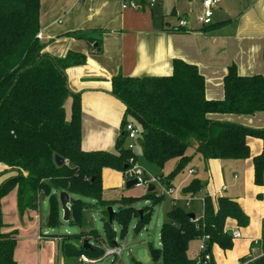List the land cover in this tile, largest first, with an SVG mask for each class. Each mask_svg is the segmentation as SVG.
Wrapping results in <instances>:
<instances>
[{
  "label": "trees",
  "instance_id": "trees-1",
  "mask_svg": "<svg viewBox=\"0 0 264 264\" xmlns=\"http://www.w3.org/2000/svg\"><path fill=\"white\" fill-rule=\"evenodd\" d=\"M39 32L40 0H0V164L6 175L0 183V199L16 188L18 208L23 212L37 209L40 198L46 196L50 203L48 225L58 227L62 217L55 191L66 190L76 196L70 205L69 222L81 228V234L64 237L66 257L77 259L85 254L98 258L104 253L103 242L115 244L117 233L108 220L104 221V237L97 229L87 228L89 202L85 197L103 207L118 204L113 222L120 226L122 238L133 216L139 217L138 229L150 220L149 207L142 209L140 218L134 206L138 198L122 197L116 202L103 198V168L124 173L130 159L137 160L125 144L129 122L136 121L141 131L138 144L143 155L159 167L177 158L175 171L189 159L187 151L192 144L206 160L245 159L250 156L247 136L261 138L263 150L253 158L254 182L257 186L264 184V127L212 118L216 113L264 112L262 74L241 75L233 63L223 78V99L207 98L204 75L197 65L179 58L173 59L170 75L117 74L111 78L110 91L123 102L126 112L116 150L85 151L81 146V93L69 88L67 70L85 64L87 54L68 51L63 56L52 55ZM97 47H101L100 42ZM69 97L72 103L67 118L65 103ZM56 155L65 159L62 165L56 163ZM167 185L171 186V182ZM200 189L199 182L193 180L183 192L194 195ZM146 198L159 201L161 195L148 191ZM204 199L199 227L184 206H173L167 213L160 229L161 248L150 246L152 264H198L188 250L191 241L203 234L210 236V252L214 244L225 249L232 246L234 238L226 229L227 220L232 218L239 225H247L249 217L236 200L227 196L217 197L216 204L209 196ZM103 214L108 216L106 208ZM262 232L264 248V226ZM86 234L92 235H88V248L77 241ZM14 246L15 240L0 238V263L13 264ZM251 264H264V254Z\"/></svg>",
  "mask_w": 264,
  "mask_h": 264
},
{
  "label": "crops",
  "instance_id": "crops-1",
  "mask_svg": "<svg viewBox=\"0 0 264 264\" xmlns=\"http://www.w3.org/2000/svg\"><path fill=\"white\" fill-rule=\"evenodd\" d=\"M179 3L184 4V10H179ZM201 7V0H164L153 8L138 10L122 9L121 0H40L39 38L45 43L46 50L55 56H63L68 51L87 54L85 64L67 70L69 88L81 93L83 150H116V140L121 134V124L126 112L123 102L110 91L111 78L117 74L140 77L170 75L173 59H183L197 65L204 75L205 93L209 99L224 98L223 78L233 63L241 75L264 76V0H221L215 8L213 22L208 27L202 26L195 19ZM182 14H189L191 17L189 29L176 28L177 16ZM99 42L100 48L97 47ZM71 103L72 98L69 97L65 103L67 118L70 117ZM212 118L255 128L264 127V112L216 113L212 114ZM246 141L250 148L248 158L204 159L206 169L211 166L210 176L213 177V171L230 167L234 170L231 177L236 182L239 175L235 170L242 168L245 187L254 183L264 191V184L257 186L254 182L253 162L254 156L263 150V141L251 135L247 136ZM188 173L194 175L195 170L189 169ZM222 180H225V175ZM124 182L122 171L103 168V189L112 188L117 191L115 195L120 194V187ZM229 188L226 184L211 190L201 188L199 191L204 195L200 199L209 196L216 204L217 197L227 196L236 200L248 214L244 198L224 194ZM12 191L16 213L10 223L0 222V238L4 236L7 240H15L13 264H82L79 258L65 256V236L58 234L56 227L48 225L50 203L43 218V196L37 209L28 208L20 212L17 189ZM55 192L58 193V190ZM181 197L191 196L182 191ZM117 205L112 206L115 209ZM179 205L187 207L184 201ZM85 216L88 227L91 220L89 222L88 215ZM258 218H264L262 202ZM115 224L120 228L113 222L114 226ZM239 226L232 218L226 222V229L231 230L230 233ZM263 226L264 223L261 241L255 246H261L264 254ZM41 235L43 238L39 239ZM104 235L101 234L102 237ZM118 237L115 234L114 242ZM233 240L238 241L236 248H233V243L226 249L218 244L212 246L216 252V264H238L247 257L248 249L255 242L243 235ZM240 240L243 242L239 245ZM103 241L104 239L101 242ZM107 245L108 243L103 242V246Z\"/></svg>",
  "mask_w": 264,
  "mask_h": 264
},
{
  "label": "rangeland",
  "instance_id": "rangeland-1",
  "mask_svg": "<svg viewBox=\"0 0 264 264\" xmlns=\"http://www.w3.org/2000/svg\"><path fill=\"white\" fill-rule=\"evenodd\" d=\"M179 10H184V4H178ZM137 125V122H134ZM138 126V125H137ZM132 142L127 136L125 138V144ZM135 154L137 155L136 164L139 169H141L144 173V176L148 178L159 177L161 179L160 184H157L156 194L161 195V199L159 201H154L152 198H146L148 190L142 186H133L130 189L126 188L125 182L124 185L121 186L122 192L120 194H116L115 189L108 188L103 189V198L105 201L116 202L122 197H135L138 198L136 203L134 204L135 208L140 211L145 207L151 208V217L150 220L143 224L140 229L137 228L139 223V217L133 216L131 221L128 224V227L125 231V237H121L120 228L113 225V228L116 230L118 234L117 243H122L126 245L127 249L120 256H110L105 258L104 260L94 263V264H138L139 262L142 264H152V256L150 253V246L153 248L160 249V229L162 223L167 218V213L173 208L171 202V196L167 193L166 188H164L165 183L167 184L169 181L171 182V187L175 190L174 195L180 196L182 194L183 188L189 185L193 180L198 181L201 188H208L209 190L216 188L218 186H223V184L229 185V189L224 194H227L232 197L244 198L245 202L248 205L249 213L247 214L249 217V222L247 225H240L237 230L246 238H252L253 240L261 241V230L262 224L264 223V218L259 219V206L260 202L264 203V191L259 189L251 183L250 185H246L245 187V173L243 169L235 170L238 173L239 179L234 182L232 179V174L234 170H231L230 167H221L217 169L215 172L213 171V177L210 176V168L206 169V165L204 163L203 155L197 151L195 144H192L187 154L190 156L189 159L185 162V165L175 171L176 166L178 164V159H171L164 167H159L156 164L150 162L142 153L141 147L137 143L135 146ZM246 159V158H245ZM235 161V160H234ZM237 161V160H236ZM189 169H194L195 174L190 175L188 173ZM5 168L2 164H0V183L4 180V176L2 173ZM225 173V174H222ZM2 174V176H1ZM222 174V177H221ZM225 175V180H222ZM125 177V176H124ZM165 179V180H164ZM237 183V184H234ZM240 183V185H239ZM234 184V185H233ZM264 188V187H263ZM114 190V191H113ZM202 190V189H201ZM60 191V190H59ZM58 191V192H59ZM237 192V195H234ZM58 194V193H57ZM202 191H197L194 195H189L195 200L192 202L190 207H186L189 212H194L197 217H201L204 213V205L199 200L203 197ZM76 198V196L74 197ZM85 200L89 202V207L86 210V214L88 215V220L91 225L87 228H95L99 231L100 234L104 233V221L108 220V216L103 214V209L107 207H103L96 200H92L91 198L85 197ZM14 192L11 190L6 196L0 199V222L10 223L15 215V206H14ZM44 201V202H43ZM212 201H214L212 199ZM183 201H178V205ZM42 218L43 214H45L46 207H48L49 199L46 196L42 197ZM112 204V203H111ZM109 204V206H112ZM71 207V206H70ZM118 205L115 207V209ZM61 209V206H60ZM47 214V212H46ZM61 217H63V211L61 209ZM58 234L67 237H73L75 235L81 234V228L77 225L71 224L70 222H66L62 218V223L55 228ZM230 232L231 230H228ZM84 235V234H83ZM87 236H81L77 241L84 242L85 239L90 241V237L92 235L86 234ZM90 235V237L88 236ZM4 238V236L2 237ZM5 239V238H4ZM74 239V238H73ZM243 241H239V245ZM233 248L238 246V241L233 240ZM201 244V239L192 240L189 244L188 253L191 257H197L199 252V247ZM254 246V245H253ZM214 247V246H213ZM212 247V258L214 264L217 263L215 261V249ZM254 248H256L254 246ZM251 248L248 249L247 254L249 255ZM214 253V254H213ZM252 255L254 257H259L263 255V249L257 247V251L253 252ZM216 262V263H215ZM82 264H87L82 262ZM157 264H162L159 261Z\"/></svg>",
  "mask_w": 264,
  "mask_h": 264
},
{
  "label": "built area",
  "instance_id": "built-area-1",
  "mask_svg": "<svg viewBox=\"0 0 264 264\" xmlns=\"http://www.w3.org/2000/svg\"><path fill=\"white\" fill-rule=\"evenodd\" d=\"M164 0H121V7L122 9H133L138 10L143 7H150L153 8L155 6H158L161 4ZM221 0H201L202 7L201 9L196 13L195 19L196 21L201 24L202 26H208L211 25L213 22V16L214 11L217 5L220 3ZM178 19V25L176 28L179 29H189L191 17L189 14H182L177 16ZM126 136L132 140V142L128 143L127 146L129 149H131L135 153V145L138 143L139 136L141 134V131L139 127L133 123L129 122L127 123L125 127ZM192 172V171H191ZM124 176L127 180L137 178L138 183L137 186L145 187L148 190V187L150 184H153L156 186L157 184H160L161 179L159 177H152L148 178L144 176V173L141 169L137 167L136 161H134L133 158L130 159V164L128 165V168L124 171ZM164 188H166L167 193L171 196V202L173 206L178 205V201H184L187 207L191 206V203L193 201V197H180L175 196L174 192L175 190L168 186L167 184L164 185ZM156 190V187H155ZM154 190V191H155ZM203 202H205V199H200ZM203 218V215L201 217L195 216L193 219H191L197 227H199V222ZM231 235L233 238H239L241 237V233L236 229L232 230ZM39 239H42L43 236H39ZM201 244L199 247L198 256L196 257L198 264H212L213 258L212 253L208 249V240L210 239V236L208 234H203L201 237ZM259 240H255L254 246L259 244ZM254 246L251 247L250 254L247 255L245 259L240 261L238 264H251L257 257H254L252 255L253 252L257 251V248H254ZM256 247V246H255ZM127 249L126 245L122 243H117L114 245H107L104 246V253L102 256L98 258H90L85 254L80 255L79 259L81 262H85L87 264H94L97 262H100L104 260L105 258H108L110 256H120L125 250Z\"/></svg>",
  "mask_w": 264,
  "mask_h": 264
},
{
  "label": "water",
  "instance_id": "water-1",
  "mask_svg": "<svg viewBox=\"0 0 264 264\" xmlns=\"http://www.w3.org/2000/svg\"><path fill=\"white\" fill-rule=\"evenodd\" d=\"M55 161L58 165H62L65 162V159L63 157H61L60 155H56ZM124 168L127 169L128 165L126 164L124 166ZM137 183H138L137 178L129 179V180H126L125 186H126V188L130 189L133 186H137ZM167 184H169V182ZM154 190H155V186L153 184H150L148 187V191L152 192ZM58 199L60 202L61 209L63 211V217L62 218L64 221L69 222L70 218H71V207H70V205L73 203L75 198L72 197L68 191L60 190L58 192ZM106 210L108 213L109 223H113V217H114L115 209L113 208V206H108L106 208ZM139 214H140V218H142L143 210H140ZM189 217L191 219H193L195 217V213H193V212L189 213ZM114 243L117 244V242H114ZM90 245H91L90 241L88 239H85L83 242V246L85 248H88V247H90Z\"/></svg>",
  "mask_w": 264,
  "mask_h": 264
}]
</instances>
